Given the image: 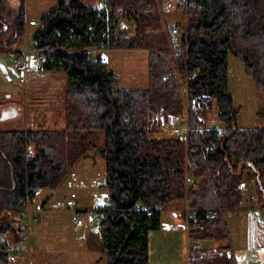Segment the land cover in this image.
<instances>
[{
	"label": "trees",
	"instance_id": "16d2710c",
	"mask_svg": "<svg viewBox=\"0 0 264 264\" xmlns=\"http://www.w3.org/2000/svg\"><path fill=\"white\" fill-rule=\"evenodd\" d=\"M164 1L57 0L31 24V47L43 54L38 67L65 73V122L59 128L0 129V264H18L10 259L17 254L10 242L20 239L14 222L26 194L31 199L33 186L58 184L88 149L105 159L107 201L94 209L107 264H150L148 232L160 227V211L174 200L192 210L189 237L215 244L216 252L198 264H237L227 253L221 210L239 205L246 180L255 204L264 206V127L237 125L227 54L238 56L255 85L264 87V0H188L181 52L177 40L160 30ZM10 6L11 0H0V50L24 32L23 7L13 15ZM100 48L145 49L148 85L118 86ZM173 69L182 78L191 74L187 107ZM206 106L215 107L217 125L199 115ZM185 111L187 137L160 136L166 129L159 117ZM97 129L104 132L102 147L88 140ZM205 142L212 146L204 149Z\"/></svg>",
	"mask_w": 264,
	"mask_h": 264
},
{
	"label": "rangeland",
	"instance_id": "374dc122",
	"mask_svg": "<svg viewBox=\"0 0 264 264\" xmlns=\"http://www.w3.org/2000/svg\"><path fill=\"white\" fill-rule=\"evenodd\" d=\"M57 0H11L10 11L18 14L23 7L25 19L24 32L20 39L14 41L7 50H0V129L19 128H59L64 125V93L67 87L65 73L42 70L33 62L34 51L31 48V32L34 25L29 19L38 20L40 15L53 6ZM88 5H98L99 0H81ZM178 0H165L162 4V16L159 21L160 30L167 33V23L182 22L185 19V8L177 6ZM177 48L178 41H174ZM26 52L28 72L25 82H20L14 70L18 55ZM109 67L117 77V85L121 87H146L148 85V54L145 49L117 48L103 51ZM227 86L232 95V105L236 110V123L240 127H264V87H257L250 75L245 71L243 62L238 56L227 54ZM178 75V74H177ZM178 93L185 107L189 106L184 95L185 80L178 75ZM186 94V93H185ZM2 104L14 107L15 114L2 118ZM199 115L210 125H217L215 107H205ZM175 116V115H173ZM161 126L166 129L160 136L177 134L173 132L169 119L159 117ZM187 120V111L176 116L172 126L183 128ZM88 140L102 147L104 132L97 129L89 133ZM105 179V159L102 155L88 149L86 154L76 161L67 175L58 184L51 187H40L28 201L27 231L19 229L20 239L10 243L16 247L18 264H107V258L101 252V230L99 216L93 211L108 196V190L101 183ZM74 192L75 207H58L57 199H64ZM245 193V188L243 190ZM44 201V202H43ZM43 202V203H42ZM42 203V205H41ZM187 204V203H186ZM186 206V205H185ZM37 211H35V209ZM182 209L179 221L185 223L182 200L172 201L160 211L161 220L171 221L173 210ZM39 212L40 220H36ZM226 209L223 211L231 234L232 243L239 254L245 250L244 230L245 213ZM76 217V222L74 218ZM15 225L20 227L26 223V215L17 216ZM162 225L148 232V254L156 264H186L185 229L165 231ZM246 229V228H245ZM246 232V231H245ZM27 235V239L23 238ZM247 235V232H246ZM246 240V236H245ZM203 248L210 249L212 242L200 240ZM215 246V244H214ZM255 258L261 256L255 252ZM149 261V260H148Z\"/></svg>",
	"mask_w": 264,
	"mask_h": 264
},
{
	"label": "built area",
	"instance_id": "2783aa9c",
	"mask_svg": "<svg viewBox=\"0 0 264 264\" xmlns=\"http://www.w3.org/2000/svg\"><path fill=\"white\" fill-rule=\"evenodd\" d=\"M178 1H179V4L182 7L185 8L187 6L188 0H178ZM116 17H117V19H120L121 11L117 12V16ZM28 22L30 24H36V20H34V19H29ZM167 26H168L167 27L168 35L172 39H176L178 41V46H177V48H175V50L177 52H181V48L179 46V38H180V35H181V30H182V23L179 22V21H170ZM32 49L34 51L33 62L36 63L37 65H39L41 63V61L43 60V54L40 52V50H37V49H34V48H32ZM100 49L102 50V58L105 59L103 51L106 50L107 48L106 49L100 48ZM14 70H15L17 76H18V80L20 82H25L26 74L28 72V68H27V65H26V52L25 51L23 52V55H18L17 56V58L15 60V63H14ZM172 73H173V75L176 78V84L179 85L180 84L179 83V78H178L177 73L174 71V69L172 70ZM189 76H191V74H189V73H187L185 75V78H184L185 82H186V80L188 79ZM184 95H185V91H184ZM168 119H169V124L171 125V128H172L173 132H176V133H178V134H180V135H182L184 137H187V133H188L187 120L185 122V126H183V128L180 129V127H178V126H172V124L176 120V116L169 115ZM211 146H212V144L210 142H205L204 145H203V148L204 149H208ZM31 152H32L31 149L27 148V153L31 154ZM240 187L242 188V192H243V190L245 188V183L243 182L240 185ZM39 188L40 187L37 186V185L32 187V189H33V191L35 193H36V191ZM75 196H76V194L74 192H70L69 195L66 196L64 199H57L55 201V204L58 207H68V208L75 207V205H76V202H75V199H74ZM25 197H26L25 208H24L23 211H21L20 215L21 216L26 215V223L24 225H20V227H21V229H26V231H27V225H28V223H27V215H28L27 203L30 200L29 194H26ZM255 199H256V196H255L254 193L245 192L244 195L242 196V198L240 199V203H239L238 206H242V207L247 208V209L250 210V209H252L253 204H255ZM105 201H107V199ZM232 209H234V208H232ZM260 210H261V213L264 215V206H261ZM93 211L95 212V209L88 210V215L91 216L93 214ZM184 211H185V213H184L185 231H186V234H187V237H188L187 242H186V264H198L200 257H202V256H204L206 254H209V253H214V252H216V249L203 248L199 239L189 237V228L191 227V222H190L189 217H190V215L192 213V210L189 209L188 204H186V206L184 208ZM221 211H224V210H221ZM214 212L215 211H213L212 213H214ZM76 220L77 219L75 217L74 218V222H76ZM1 234L4 237L8 236V232L7 231H3ZM23 238L27 239V235H23ZM15 258H16V254H11L10 255V259L11 260H14Z\"/></svg>",
	"mask_w": 264,
	"mask_h": 264
},
{
	"label": "crops",
	"instance_id": "0c3cea01",
	"mask_svg": "<svg viewBox=\"0 0 264 264\" xmlns=\"http://www.w3.org/2000/svg\"><path fill=\"white\" fill-rule=\"evenodd\" d=\"M1 110H2V118H6L8 116L15 114L14 107L9 104L6 105L2 104ZM244 183H245V192L254 193L251 180H246ZM243 195L244 193L242 192V196ZM185 205L186 203L183 202L184 207ZM260 207L261 205L256 203L253 204V207L250 210L242 206H237L236 208L231 209L233 211H239L245 213V224L242 223L241 227L244 230L243 243H245L246 248H244L245 250L241 251L240 254L238 250H236L237 248H235L232 243L229 227L225 219L223 218L226 223V227L229 235L228 243L230 248L229 251H227V253H231L234 256L237 264H264V215L261 213ZM38 208L39 207H37L35 211H37ZM172 212H173L172 220L171 221L161 220V225L164 228H166L165 231L167 232L172 231L173 233L179 234L178 231L181 230V234H182V231L185 229V223L179 221L180 220L179 216L182 215V209L180 208L175 209ZM242 213L241 216H243ZM40 218L41 217L38 212L36 214V220H40ZM245 231L247 232V235ZM245 236H246V240H245ZM211 248L216 249L214 244L213 246H211ZM255 252H258L261 256H259V258L258 257L255 258V254H254ZM17 257L18 254H16V258ZM148 260L150 264H156V262L151 260L149 254H148ZM167 264H171V262L168 261Z\"/></svg>",
	"mask_w": 264,
	"mask_h": 264
},
{
	"label": "water",
	"instance_id": "95a60500",
	"mask_svg": "<svg viewBox=\"0 0 264 264\" xmlns=\"http://www.w3.org/2000/svg\"><path fill=\"white\" fill-rule=\"evenodd\" d=\"M5 28H6V26L3 27V29H5Z\"/></svg>",
	"mask_w": 264,
	"mask_h": 264
}]
</instances>
